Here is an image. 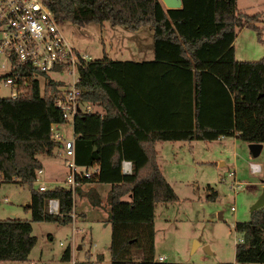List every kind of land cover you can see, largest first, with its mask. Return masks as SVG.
Segmentation results:
<instances>
[{"label":"trees","instance_id":"16d2710c","mask_svg":"<svg viewBox=\"0 0 264 264\" xmlns=\"http://www.w3.org/2000/svg\"><path fill=\"white\" fill-rule=\"evenodd\" d=\"M48 5L60 21L80 26L109 22L129 31L150 26L152 60L117 61L104 54L79 69L74 86L80 99L99 110L76 115L71 123L74 162L95 165L97 171L76 179L74 193L83 184L109 185L104 198L109 264H187L153 259L154 207L176 200L156 163L153 145L231 137L234 105L264 106V55L257 61H237L232 46L236 28L253 30L259 40V30L252 24L255 15L238 12L235 0H181L176 9L164 8L159 0H48ZM129 67L135 75L134 90L123 79ZM15 73L21 94L0 96V183L31 184L42 167L37 155H50L61 146L51 140L50 127L65 121L53 106L62 83L28 66L0 78ZM144 84L162 88L164 101L151 102L141 89ZM259 118L264 119V110ZM121 161L130 162V173H121ZM85 195L90 206H100L92 188ZM214 196L213 191L206 195ZM49 198L58 201L57 215L46 210ZM72 205L68 188H30L28 206L23 208L30 219L0 220V262L26 260L35 242L30 222L68 223ZM233 230L242 235L234 246V262L263 264L264 205L251 211L248 221L234 222ZM133 252L141 258L135 259ZM60 259L69 260L68 247ZM95 260L101 261V255Z\"/></svg>","mask_w":264,"mask_h":264},{"label":"rangeland","instance_id":"374dc122","mask_svg":"<svg viewBox=\"0 0 264 264\" xmlns=\"http://www.w3.org/2000/svg\"><path fill=\"white\" fill-rule=\"evenodd\" d=\"M235 3L238 12L255 15L252 24L256 23L259 40L253 30L236 28L232 43L234 58L237 61H257L264 55V0H235ZM59 29L75 50L93 60L104 54L110 60H134L139 53L152 50V34L148 25L141 26L137 31H129L109 22H91L80 26L62 20ZM48 77L70 81L64 73H49ZM9 95L10 86L0 78V96ZM94 108L99 110L98 107ZM254 127L255 122L250 121L237 138L176 141L154 148L157 150L156 159L166 172L165 180L176 200L157 203L154 207L153 259L161 255L165 257L164 262L233 263L235 240L242 236L233 230V224L249 220L251 206L264 181V135L259 130L254 131ZM51 129L59 132L63 139L72 138L71 121L54 124ZM254 142L260 144V151L253 158L248 145ZM60 152V149L54 148L50 155H37L44 172L41 171L31 184L0 183V220L10 218V215L20 220L30 219L29 211L23 209L29 202L30 188L35 189L38 181L46 182L53 176L62 177L67 172ZM249 162L257 163L259 172L250 173ZM102 191H105V187L99 189V192ZM211 191L215 196L208 199L206 195ZM103 199L100 202L105 207ZM85 207L90 215L83 221L80 220L82 216L75 212L74 223L30 222L35 242L26 260L0 264H71L72 259L76 262L89 260V256H84L87 251L92 255L94 252L101 253L104 261L101 264H108L110 228L106 222L107 216L104 217L97 209L103 222L97 220L95 214L92 213L91 217V211ZM230 207L234 210L230 211ZM77 246L80 249H76ZM65 247L69 248L72 259L70 255L69 260L60 259ZM133 255L135 259L141 258L139 253L133 252Z\"/></svg>","mask_w":264,"mask_h":264},{"label":"built area","instance_id":"2783aa9c","mask_svg":"<svg viewBox=\"0 0 264 264\" xmlns=\"http://www.w3.org/2000/svg\"><path fill=\"white\" fill-rule=\"evenodd\" d=\"M264 22V13L262 15ZM60 20L51 12L48 0H0V76L9 74L14 68L28 66L35 72L45 74L64 73L70 81L52 79L62 84L57 87L58 92L53 96V106L65 121H73L79 114L95 112V106L80 99L79 91L75 83L79 80V69L93 59L79 53L63 37L59 29ZM20 80L19 74L15 73L6 78L3 83L10 86V97L15 98L21 94L17 85ZM52 127V125H51ZM50 127V138L60 142V156L67 170L62 177H55L54 186H63L70 189L72 200L74 189L79 185L78 178H89L96 173L95 165L79 166L74 162L73 133L71 139H63L59 132H53ZM250 173L259 172V165L255 162L248 163ZM120 171L123 174L130 173V162L121 161ZM41 170L36 171V176ZM234 184L237 182L234 181ZM50 183L44 180L38 181L36 189L44 191L49 189ZM48 214H58V201L49 198L46 202ZM234 208L230 207V211ZM70 221H74L73 210L69 213ZM239 243L240 240H237ZM164 256H158L155 261L164 262ZM104 261H91L92 264H101ZM110 261H108L109 264ZM79 264V262H73Z\"/></svg>","mask_w":264,"mask_h":264},{"label":"crops","instance_id":"0c3cea01","mask_svg":"<svg viewBox=\"0 0 264 264\" xmlns=\"http://www.w3.org/2000/svg\"><path fill=\"white\" fill-rule=\"evenodd\" d=\"M256 24V23H254ZM137 31V30H136ZM151 33V32H150ZM152 34V33H151ZM235 38V37H234ZM233 43V42H232ZM142 48V47H141ZM153 56H152V50L151 51H147L145 53H139L138 55H136L133 59L134 60H129V59H119L117 61H130V62H142V61H150L152 60ZM112 60V59H111ZM130 68V67H129ZM128 70V69H127ZM124 82L126 84V87H128L129 89H135L134 86H136V80H135V75H134V72L132 70V68H130L126 73H125V76H124ZM150 86V85H149ZM144 88L145 90L149 93L147 98L153 102L154 104H158L159 101H164V95L162 93V88H152L151 86L148 87V85H142L141 86V89H143L144 91ZM154 89V90H153ZM150 91V92H149ZM168 92V91H167ZM170 92V91H169ZM162 93V95H161ZM142 99V98H141ZM166 100H168L167 98H165ZM143 100V99H142ZM264 110V106L263 105H250V106H247V105H234L233 106V109H232V122H233V129H234V135L231 136L232 138H237L240 136V132L242 130L245 129V127L248 126V123L250 121H253L255 122V127H254V131H257L259 130L260 132H262V134L264 135V119H260V118H257L258 116L260 117V115L262 114ZM225 137L221 136L217 139H223ZM170 142H176V141H165V142H156L153 147L155 148L156 146H159V147H162L163 144H166V143H170ZM155 150V153H156V157H157V150ZM39 156V155H38ZM37 156V157H38ZM38 159L40 160V158L38 157ZM41 162V160H40ZM156 163L158 164V167H159V170L162 174V176L164 177L165 179V170H162V165H160V163L157 161L156 159ZM41 165H42V162H41ZM43 167V166H42ZM41 167V171H43ZM55 177H61V176H53L51 179H49L48 181H46L47 183H50L51 185H49L48 187L52 188L54 187L53 185V181H54V178ZM264 186V181L261 182V187ZM105 187V191H102L99 192V189ZM92 188L96 194L98 195L99 199L102 200L103 198H105V192L108 190L109 188V185L108 184H83L80 186V190L78 192V194H75L74 196V199H73V205H72V210H73V213L75 215V212H77L78 216H82L80 217V220H86L87 219V216H89L90 214H87L86 213V207L88 208V211H91V217H93L92 213L95 214V219L97 220H100L103 222L102 220V216H101V213L97 210H101L102 212V215L104 217H106L107 215V211H108V207L105 206L103 207V205L100 203V206H95V207H92L89 205L88 203V198L87 196L85 195V192ZM261 191V190H260ZM260 191L258 192V194L256 195L255 199H257V197L259 196L260 194ZM77 197V199H76ZM83 197V198H81ZM84 200V201H83ZM104 200V199H103ZM28 205V204H27ZM26 205V206H27ZM75 209H77V211H75ZM87 211V212H88ZM11 218H13L12 215H10ZM90 217V218H91ZM79 221V220H77ZM107 222V221H106ZM74 223V221H73ZM237 240H240L241 242V238H237L235 240L236 243ZM108 244H109V240H108ZM76 249H80L79 246H77ZM64 250V249H63ZM107 250H108V245H107ZM233 252H234V249H233ZM97 254H101V253H98V252H94V255H92V253H89L88 251L85 253L84 256H89V261H94V258ZM70 255V254H69ZM71 256V255H70ZM69 256V257H70ZM161 256V255H159ZM158 257V255H157ZM70 259H72V256L70 257ZM85 259V258H84ZM155 260V259H154ZM83 261H86V260H78L77 263L79 262H83ZM73 262H76L75 260H71V264H73ZM178 263H181V262H178ZM232 264H236L234 261Z\"/></svg>","mask_w":264,"mask_h":264},{"label":"water","instance_id":"95a60500","mask_svg":"<svg viewBox=\"0 0 264 264\" xmlns=\"http://www.w3.org/2000/svg\"><path fill=\"white\" fill-rule=\"evenodd\" d=\"M159 1L166 9H176V8H180L181 6V0H159ZM248 151L251 157L253 158L256 157L260 151V144L256 142L250 143L248 145ZM263 205H264V186H262L259 196L252 204L250 212Z\"/></svg>","mask_w":264,"mask_h":264}]
</instances>
